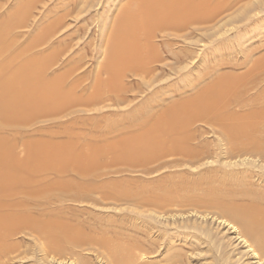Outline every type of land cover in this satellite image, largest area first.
<instances>
[{
	"label": "bare ground",
	"instance_id": "1",
	"mask_svg": "<svg viewBox=\"0 0 264 264\" xmlns=\"http://www.w3.org/2000/svg\"><path fill=\"white\" fill-rule=\"evenodd\" d=\"M132 2L134 7L122 11L111 43L98 51L103 59L97 63L95 83L110 88L115 97L125 85L119 80L128 73L143 79L159 63L169 65L166 55L174 58L180 52L171 47L170 37L200 43L201 38H187L181 31L192 25L196 31L213 30L194 24L218 13L206 0ZM45 5V0H0V264H264V191L252 188L264 182V82L249 85L240 74L220 72L196 77L187 91L176 90L177 96L172 90L168 97L141 99V127L131 134L138 144H127L121 156L132 160L142 148L133 165L163 184L155 183L158 186L144 196L113 182L112 190L94 196L96 189L86 182L91 167L79 176L60 170L63 72L57 71L56 39L48 44L56 29L44 23ZM263 63L256 61L254 66ZM99 66L105 74L97 72ZM63 159L72 161L70 156ZM151 163L156 164L148 166ZM202 166L212 171L232 168L226 175L235 176L229 183L238 181V187L221 192L217 184H210V174L206 179L198 174V180L208 181L198 192L183 182L174 183L172 178L182 181L185 172ZM163 168L175 170L155 174ZM219 175L215 181L222 179ZM137 205L145 206L141 209L154 221L148 222L151 228H143L148 233L157 230L156 222L180 224L200 232L204 245L215 253L206 261L202 241L193 244L171 235L167 241L157 235L116 244L92 235L98 220L90 213ZM219 227L230 233L228 240Z\"/></svg>",
	"mask_w": 264,
	"mask_h": 264
},
{
	"label": "rangeland",
	"instance_id": "2",
	"mask_svg": "<svg viewBox=\"0 0 264 264\" xmlns=\"http://www.w3.org/2000/svg\"><path fill=\"white\" fill-rule=\"evenodd\" d=\"M206 1L209 8L217 7L218 13L213 19L194 25L212 26L214 29L209 31L198 29L196 31L192 25L181 31L186 32L187 38H201L200 43H192L188 39L185 40L187 42L185 43L181 38L170 37L171 47L175 50L180 49V52L174 58L166 55L169 65L159 63L160 65L158 64L156 69L145 72L146 77L143 79L128 73L129 75L119 80L120 86L125 85L121 87L122 91L119 94H114L119 97H115L110 88L104 90L101 87L102 84L95 83L96 66L98 61L103 59V55L98 51L101 46L108 47L114 36L113 31L122 19V11L131 8L130 5L134 7L135 2L129 3V0H45L44 23L47 25L51 22L48 24L50 27L48 29H56L48 44L54 43L53 41L56 39L55 47L59 51L58 62H60V68H57V71L63 72L61 84L63 103L59 113V129L62 131L60 170L66 174L79 176V172H85V168L91 167L90 171H86L92 172L87 175L86 182L91 188L96 189L93 190L94 196H100L106 194V191L112 190L114 186L110 183L113 182L133 191H139L144 196H146L145 191L151 193L152 189L158 186L154 185L155 183L163 184V181L153 182L147 178L145 173L137 171L139 164L133 165L138 161L135 158L141 156L142 148L136 151V156L134 155L132 160L124 159L121 156L128 148L127 144L137 141L131 134L141 127L137 122L139 114L137 103L141 99L149 97L154 100L153 98L158 95L168 97L173 91L177 96L179 93L176 90L182 87L187 91L191 82L196 81V77L207 76L209 78L220 74V72L240 74L247 79L246 81L249 83L246 84L249 85H252V81L257 83L260 80V84L264 82V0L259 3L256 0ZM248 11L250 12L248 13ZM160 37L159 35L157 39ZM245 61L246 64L243 63ZM256 61H260L263 65L255 68ZM237 63L242 64L238 67ZM184 65L186 66L182 67ZM54 66L58 67V63ZM171 67L172 69H170ZM97 72L105 74L101 66ZM110 85L113 86L112 82ZM249 90H251L249 91L251 94L255 88ZM48 118L47 123L51 125V117ZM211 137L209 139H213ZM135 144H138V141ZM92 149L95 150L94 154ZM65 156L72 157V161L64 160ZM154 164L156 163H151L148 166ZM208 165L215 166V164ZM172 169L163 168L160 170L161 172L155 174L165 175L169 173L167 171L174 173L175 168ZM250 169L260 173L256 168L250 167ZM230 170L232 168L225 167L224 169V166L219 167V172L215 170L220 173L219 176H222V179L216 181L214 177L218 173L210 168L206 170V166L188 170L184 173L185 179L182 178V181L175 177L172 179L174 183L183 182V185H189L188 188H193L195 192H198L203 189V184L206 186L208 181L198 180L197 177L202 175V178L206 179L210 174L214 176L210 184L214 182L213 184H217L222 192L235 189L239 185L238 181L233 184L229 183L230 178L235 177L226 175ZM202 171L204 173L200 174ZM261 182L254 184L252 188L264 191V182ZM99 183L102 186H99ZM260 184L261 186H259ZM186 190L189 194L191 193L188 189ZM106 202L108 206H112L110 200H106ZM141 206L137 205L134 209L126 207L122 209L123 206H120V210L108 209L90 213L91 219H94L95 215L98 220L93 225L95 230L92 235L103 239L102 243L107 241L111 244L122 243L128 238L142 240L143 238H155L157 235L167 241L168 237L173 236L178 240L191 241L193 244L202 241L200 249L208 259L206 261H209L211 255L213 256L215 253L212 248L204 245V236L200 232L192 231L193 229L180 224L176 227L168 223L166 225L156 222L157 230L154 233H148L143 228H151L148 222L151 223L153 220L150 221L148 211L141 209L146 207ZM138 227L140 228L138 229ZM219 230L220 234L226 233L225 240L230 236V233L221 227ZM93 245L101 250L100 252L104 251L101 245ZM235 251H240V249H235ZM82 253L87 255V251ZM158 257L160 256L158 255Z\"/></svg>",
	"mask_w": 264,
	"mask_h": 264
}]
</instances>
